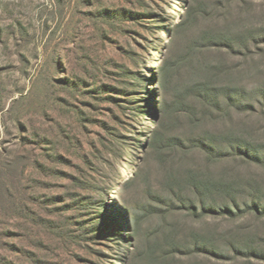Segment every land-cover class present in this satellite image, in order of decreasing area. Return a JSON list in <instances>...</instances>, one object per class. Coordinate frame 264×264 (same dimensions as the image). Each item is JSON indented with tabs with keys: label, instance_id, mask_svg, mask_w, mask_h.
I'll use <instances>...</instances> for the list:
<instances>
[{
	"label": "rangeland",
	"instance_id": "rangeland-1",
	"mask_svg": "<svg viewBox=\"0 0 264 264\" xmlns=\"http://www.w3.org/2000/svg\"><path fill=\"white\" fill-rule=\"evenodd\" d=\"M0 264H264V0H0Z\"/></svg>",
	"mask_w": 264,
	"mask_h": 264
}]
</instances>
